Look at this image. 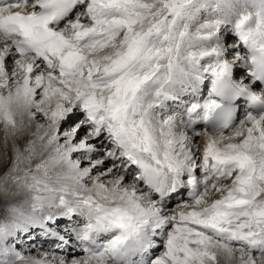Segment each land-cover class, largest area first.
Returning a JSON list of instances; mask_svg holds the SVG:
<instances>
[{"label":"snow or ice","instance_id":"snow-or-ice-1","mask_svg":"<svg viewBox=\"0 0 264 264\" xmlns=\"http://www.w3.org/2000/svg\"><path fill=\"white\" fill-rule=\"evenodd\" d=\"M249 5L229 28L232 0H0V188L29 194L0 233L62 239L54 215L83 217L79 252L19 264H264V0ZM189 68L207 95L165 109Z\"/></svg>","mask_w":264,"mask_h":264},{"label":"bare ground","instance_id":"bare-ground-1","mask_svg":"<svg viewBox=\"0 0 264 264\" xmlns=\"http://www.w3.org/2000/svg\"><path fill=\"white\" fill-rule=\"evenodd\" d=\"M232 4L234 6L233 10L231 12H229L228 15L222 17L224 19V22L226 24L229 23V25H231V26H232V23H234L235 19L237 18V16H236L237 13L245 11V10H249V11L251 10L250 5H249V0H232ZM205 15H206V13H205ZM205 15L202 11L200 16L192 22L191 30L193 32L196 31L197 25L202 23L206 19ZM214 18L215 17H213L211 19H214ZM211 19H209V20H211ZM215 42L216 41H214V43ZM196 46L197 47H210L211 42L202 41V42H199ZM212 58H209L208 60L207 59L206 60L209 61ZM214 60H215V57H214ZM205 61H202V64L205 63ZM210 63H212V62H210ZM192 71L193 70L191 68H189L188 69L189 75L187 77L182 78V83H179L175 86V87H179V85H181V86L183 85V87L185 89H188L190 91H193V89L197 90L196 93L192 92L190 94V96L188 97L189 101H190V98L194 99L196 96H200L203 99L204 96L207 95L206 87L203 88L202 86H204V85L201 86V84L198 81L196 82V80H194L192 78V75H191ZM204 75L206 76L208 74L205 73ZM32 130L34 131V133H36L35 124L32 125ZM4 133H5L4 127L2 124H0L1 137ZM44 155H47V152L42 153V155L37 157V158L42 159ZM36 162L37 161H35V160L34 161L31 160L30 163H25V164L27 165L29 170H34ZM21 167H19V168H21ZM21 174L23 175L22 172H21ZM0 194L3 195L4 198L7 197L6 200L18 199L16 202L19 201L21 203H22V201H26L27 200L26 198L29 195L26 189H24L23 187L17 186L10 179L8 181L4 182L3 187L0 188ZM9 203H11V202H9ZM11 204L13 205L14 203H11ZM17 207H19V206H15L14 208H17ZM20 210L22 212H28L29 211V209H25V208L20 209ZM55 211L56 210L53 209V213H55ZM82 222H83L82 217L79 215L75 216V217H66L64 215H54L53 219L48 222V226H49V228L55 229L56 232H59L63 237L62 239L58 238L56 235H54L52 233L45 232L41 227L30 228L28 225H24L21 228V230L19 231L20 234L16 237L17 240L15 239V241H19L21 243L20 247L22 249L16 248L15 252L22 251V250H24V248L26 250H29L32 247V242L35 243V245H36L33 248V250L35 249V251H33L32 254H27V255H32V257H39L42 254L46 253L48 255V258L51 259L53 254L58 253L61 250L64 253H68L70 251L71 252H79V250H80L79 244L77 243L76 236L74 235L72 229L78 227V225L81 224ZM17 233H18L17 231H12L11 237L14 238ZM31 235H34V236H32L34 238V240L30 239L31 237H29V236H31ZM73 242L76 244L75 246L72 245V244H74ZM34 252H36V253H34ZM20 253L24 254L25 252L23 253V251H22ZM12 259H13V257H12ZM221 263L224 264L223 260H221Z\"/></svg>","mask_w":264,"mask_h":264},{"label":"rangeland","instance_id":"rangeland-1","mask_svg":"<svg viewBox=\"0 0 264 264\" xmlns=\"http://www.w3.org/2000/svg\"><path fill=\"white\" fill-rule=\"evenodd\" d=\"M210 11H211L210 9L208 11H203V12L206 13V15H205L206 19H211V18L214 17L213 15H210ZM3 135H5V133ZM3 135L1 137V134H0V145H2L1 141H3V137H4ZM3 153H4V149H3L2 146H0V159L3 158ZM8 156H11V153H9ZM34 160L38 162L40 159H38L37 157H34L32 159V161H34ZM19 167H21V168H19ZM24 169H28V167H27V165L25 163H21L18 166L17 171H16L15 174L16 175H22L21 172L23 173ZM6 198L7 197L4 198L3 195L0 194V228H4L5 226H8L10 224V221L13 219V216H14L13 212L11 211V209L14 208L15 206H19V207L16 208V209H19V210L20 209H24V208L25 209H29L27 200L26 201H22V203H21L19 201L16 202L18 199H12V200L8 199V200H6ZM26 199H28V197ZM9 202L14 203V204L12 205ZM11 234H12V232H11ZM11 234L0 233V264H15L16 262H17L16 264H19V262L15 258V254L14 253H16L15 252L16 248L22 249L20 247L21 243L19 241H15L16 237L20 234V232L18 231V233L15 235L14 238L11 237ZM32 236H34V235H31L29 237H31L30 238L31 240H34V238ZM35 246H36L35 243L32 242V247L29 250H26L24 248V250H22V251H23V253L24 252L25 253L22 254V255H24V256H32V255H27V254H32V252L35 251V249L33 250V248ZM22 251H19V253L22 252ZM34 253H36V252H34ZM12 257H13V259H12ZM219 264H223V263H221V261H220Z\"/></svg>","mask_w":264,"mask_h":264},{"label":"clouds","instance_id":"clouds-1","mask_svg":"<svg viewBox=\"0 0 264 264\" xmlns=\"http://www.w3.org/2000/svg\"><path fill=\"white\" fill-rule=\"evenodd\" d=\"M35 124V123H33ZM35 133L32 130V127L26 129L19 137H18V144L22 149V145L23 143H25L27 140L31 139L33 137ZM38 151H41L42 153L44 152V150H42L41 148H38ZM39 157V156H37ZM12 159V156H7L6 158V163L8 164V166H10V161ZM7 171V167H0V174H3V172Z\"/></svg>","mask_w":264,"mask_h":264}]
</instances>
